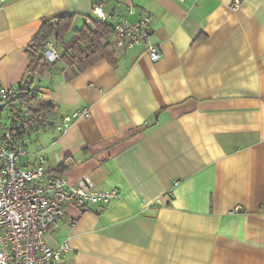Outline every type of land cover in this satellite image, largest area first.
<instances>
[{
    "label": "crops",
    "instance_id": "crops-1",
    "mask_svg": "<svg viewBox=\"0 0 264 264\" xmlns=\"http://www.w3.org/2000/svg\"><path fill=\"white\" fill-rule=\"evenodd\" d=\"M233 1L0 0L4 87L30 86L25 50L43 19L73 16L68 41L97 5L110 24L129 6L130 21L149 16L161 55L114 49V67L51 63L31 79L54 107L46 171L70 157L68 183L120 192L50 228V247H70L55 264H264V0Z\"/></svg>",
    "mask_w": 264,
    "mask_h": 264
},
{
    "label": "built area",
    "instance_id": "built-area-1",
    "mask_svg": "<svg viewBox=\"0 0 264 264\" xmlns=\"http://www.w3.org/2000/svg\"><path fill=\"white\" fill-rule=\"evenodd\" d=\"M242 2L234 0L233 7ZM91 13L101 21L109 20L100 5L93 6ZM134 13L135 8L129 6L127 16ZM127 16L112 24L114 49L132 50L141 46L152 61H158L159 49L150 40V17L142 15L130 21ZM44 57L50 63L60 62V54L50 42ZM16 97L12 88L0 84V104ZM88 115L87 110H82L74 112L72 117ZM70 121L69 116L60 118L56 129L64 131ZM45 163L42 145L31 147L26 136H13L6 127L0 130V264L62 262L70 247L67 240L58 248L50 247L46 242L50 228L58 222L72 228L75 218L68 213L70 209L82 213L94 205L108 206L120 196L117 188L97 189L88 177L74 184L62 176L52 177Z\"/></svg>",
    "mask_w": 264,
    "mask_h": 264
},
{
    "label": "trees",
    "instance_id": "trees-1",
    "mask_svg": "<svg viewBox=\"0 0 264 264\" xmlns=\"http://www.w3.org/2000/svg\"><path fill=\"white\" fill-rule=\"evenodd\" d=\"M72 21L73 16L42 20L38 32L25 50L28 58L26 76L29 75L30 86L32 85L31 79L41 78L51 64L44 57V51L47 43L52 39L56 44L64 45L63 52L59 53L60 62L69 67L73 75L84 72L100 61H105L109 65L115 66V50L110 39L112 36V24L95 17L91 18L89 19L90 24H83L80 29L73 32L68 41H65L64 37L70 31ZM52 64H56V62ZM30 86L23 87L20 85L15 88L16 99L6 102H18L24 108L25 113L21 109L11 114L9 127L7 128L13 136H26L27 139H30L31 136L29 130L41 131L46 125H53L50 118L54 109L51 103L46 102H42L38 104V107H35L34 103L39 101L38 94ZM2 127L0 124V130ZM74 167L75 162L69 157L48 170V173L52 177L61 176Z\"/></svg>",
    "mask_w": 264,
    "mask_h": 264
},
{
    "label": "rangeland",
    "instance_id": "rangeland-1",
    "mask_svg": "<svg viewBox=\"0 0 264 264\" xmlns=\"http://www.w3.org/2000/svg\"><path fill=\"white\" fill-rule=\"evenodd\" d=\"M61 48L64 50V45H61ZM35 107H38L39 105L37 103H34ZM23 110L22 112L25 113L24 108L19 105L18 102H11V103H4L0 104V124L3 126L2 128L9 127V118L12 113L18 112L20 110ZM49 125H46L41 131L39 130H29V133L31 134L30 139H27L29 143L32 145L36 144H43L47 140V135H44V132L46 131V128H48ZM38 131V132H37ZM37 132V133H36Z\"/></svg>",
    "mask_w": 264,
    "mask_h": 264
}]
</instances>
